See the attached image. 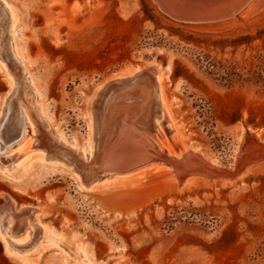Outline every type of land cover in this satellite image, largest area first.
<instances>
[{
    "label": "rangeland",
    "instance_id": "obj_1",
    "mask_svg": "<svg viewBox=\"0 0 264 264\" xmlns=\"http://www.w3.org/2000/svg\"><path fill=\"white\" fill-rule=\"evenodd\" d=\"M6 1L19 19L26 59L23 70L11 53H3L9 72L0 71L1 167L21 123L14 94L6 98L13 69L27 73L40 93L32 106L44 126L34 133L27 128L33 153L50 156L68 147L78 156L92 141L91 153L74 165L73 175L82 182L104 175L105 125L127 108L135 106L136 114H126V122L144 111L140 98L116 114L123 105L119 98L151 91L160 73L168 75V117L159 139L183 155L174 161L178 166L154 159L128 172L143 177L138 182L92 192L81 191L69 172L46 173L40 160L21 158L30 165L17 183L0 173V212L6 200L13 203L0 214L3 226L7 212L27 207L16 215L17 227L38 215L47 231L91 246L94 264H264V0L234 22L208 28L174 22L152 0ZM7 25L0 26V52L3 42H11L9 29L4 41L1 36ZM113 77L121 79L102 89ZM57 135L63 146H44ZM2 237L0 264H19ZM57 251L36 253L34 264H80L66 249L68 256Z\"/></svg>",
    "mask_w": 264,
    "mask_h": 264
},
{
    "label": "bare ground",
    "instance_id": "obj_2",
    "mask_svg": "<svg viewBox=\"0 0 264 264\" xmlns=\"http://www.w3.org/2000/svg\"><path fill=\"white\" fill-rule=\"evenodd\" d=\"M0 1L3 4V11L0 14V26H4L5 24L8 23L6 29L2 31L1 34L2 40L4 41L7 32L6 30L8 29L10 30V39H11V42H9V44H5V42H3L4 43L3 49L0 52V71L3 70L4 72H9L7 71L9 69L6 70L7 65H5V63H2L3 57H7V55L4 56L3 53L5 54L11 53V55H13V57L17 60V62L22 66V69L24 70L23 66H24V61L26 59L25 56L26 48L21 43L22 41L20 40L19 33L16 30V26L19 22V19L15 16L14 10L11 8V6L7 3L6 0H0ZM152 1L159 11L168 15L170 18H172V20H174V22L184 23V24L186 23L199 28H208L215 24L219 25L220 23L222 24L224 22L229 23L227 21L230 20L233 21L239 15L240 16L247 15L252 9L254 10L256 5L261 0H246L234 12H232L231 14L227 13L225 15L214 14V13L210 15L209 9L210 8L215 9L217 6H221L224 3L230 2L231 0H152ZM175 2H176V7L177 4L180 3L190 8H193V6L194 7L200 6L205 11L207 16L199 15V14L196 16L194 14L186 15L182 13H177L174 7L172 6V3L174 4ZM190 15H192V17ZM3 23L5 24L3 25ZM137 72H133V74L134 75L138 74L139 72L138 73ZM154 74H156L155 71ZM7 76L9 77V75ZM155 76L157 77H154V81H153L154 89L152 88V90L149 91L150 93L147 92L141 95V93L137 92V94L140 96L137 97L136 100L140 98H145L144 105L142 104L140 106V108L143 106L144 111L143 112L141 111L142 114L141 112L139 113L140 114L139 118L134 119L135 116H132L128 120V122H126L127 118L125 120H122L123 117L127 116L126 114L128 115L131 113L136 114L135 111L136 107L134 106L133 110L131 108H127V106L129 105L128 103H131L130 95H128L129 97L127 99L123 97L124 95L121 96L119 100L117 99L118 100L117 104L121 105L122 103L123 105L122 107L118 106L119 108L117 107L116 109L117 113L116 112L115 113L119 114L120 109H122V111L125 110V108L127 109L124 114L122 113L123 115L121 118L118 117L119 119L117 122L116 119H114L115 123L109 121L112 119V115H113L112 114L111 119H109L110 117L108 118L109 124L107 123V125H105L106 131L104 133V136L102 137V142L100 143L101 144L100 146L103 147V153L100 161L103 162L101 168L103 169L104 175L99 176L97 179L92 178V176L87 180H85L84 178L83 180L84 182H82L78 176L73 175L74 171L76 170L74 165L76 163L81 162V160L79 159L81 155L83 157H87V153H91L92 141L89 143L87 142L84 152L83 151L80 152L78 156L75 155V150L69 149L70 154L73 157V160H71V158L67 155V152L69 151H67L68 147L65 146L64 147L67 148L66 150L65 148L63 149L62 147V149L65 150L64 152L62 153L51 152L50 156L47 155L43 150H39V153L38 152L33 153L31 151V145L29 143L30 139L28 137L27 128L32 129V132L34 133L35 129L44 126L43 122L40 119H38L37 116H35L33 111L34 107L32 106L34 102L35 104L40 102L39 99L40 93L37 86L35 85V82L32 81L30 77H28L27 73H25V75L23 76L16 69H13L12 72L10 73L11 92L9 91L7 93L6 98L10 96V94H12V96L14 94V104L17 107V111L20 112L19 118L21 120V123L19 124V126H16V129H18L19 132L14 142L16 141L17 144L15 146L13 145L9 147V149L7 150V152L10 154L9 159L4 163L3 167L0 166V173L3 179L14 184L17 183L16 180H18L21 176L27 174L30 165V164L28 165V163L30 161L21 163V158L24 159L28 156H30V158L33 159L31 163H34L37 160L43 162L42 169L46 173L53 171L65 172V173L69 172L70 174H72L74 180L77 182L79 189L83 192H92L95 190H100L101 188L104 187L108 188L109 186L115 184H121L122 186H125V184H127V182L130 180H133V182L136 181L138 182V180L142 179L143 177L136 179L138 173L130 176L129 175L130 173L126 174L125 171L150 161L153 162L154 159L158 160V158H160L161 162L162 160H164L165 163L174 164L176 157L178 158L182 157L181 155L183 154L177 153L178 151L176 150L177 151L176 152L175 149H173L170 145H167V143L164 142L163 139L162 140L159 139V135H158L162 131L164 118L168 117V112H166V106H165V92H164L165 82L168 79V75H163L160 73L159 75H155ZM120 79L121 78H114L109 82L107 80L106 81L107 83L106 82L103 83L104 87L101 88L104 89L105 87H107V85L109 86V84L113 82H117ZM145 89L146 88H144V90ZM140 90L142 91V88H140ZM148 96L150 98V101H148L147 99ZM114 101H116V99ZM114 101L113 104L115 103ZM146 101L149 103H146ZM117 104L115 105V107L117 106ZM149 106H150V110H149ZM3 111L4 109H2V113ZM41 112L43 113L45 120L46 119L48 120L49 119L48 112L46 110L45 112L44 111ZM109 113L110 112H108V114ZM115 117L116 116H114V118ZM121 122L123 123V125L121 124ZM88 123H89V128L91 130L90 136L93 138L94 133L92 135V129H94L95 127V122L92 113L88 115ZM56 139L59 142H57ZM63 142H65V139L62 138V135L59 136L57 135L53 139L50 138L48 140V143L44 142L43 144L45 147L54 146L52 144L61 147L63 146ZM12 143L13 142H11L10 144ZM161 152H163L165 155H162ZM176 166H178V164H176ZM155 169H157V167H155ZM205 169L207 170L208 168L205 167ZM176 172L178 173V170ZM200 173H202V171H200ZM209 175L210 174H208V176ZM183 177L181 176V178ZM2 196L5 195L2 194ZM10 203L13 204L12 201H10V199L6 200V202L4 203L5 205L2 206L3 209H1L0 212L1 215L4 214L2 213L3 212L2 210H4V206H9ZM27 209H28L27 207H22L16 212L13 211V209L11 210V212H7L5 214L6 215L5 218H8V222L4 226H3V220L0 219V233L3 236L2 240L6 245L7 251L11 252L8 255L12 258L14 262L19 264H34L35 263L34 256L36 255V253L38 254L42 250L49 247H56L58 250L57 251L58 255L65 254L66 256H68L70 254L71 257H75L77 260H79L80 264H94L93 263L94 249L92 250L91 246L89 247L88 245L78 244L80 242H77L76 239L69 238L68 240L66 237H62L60 234H57L54 231H47L40 223L38 219V215L28 214L29 216L27 217L26 215L25 216L23 215L26 218L25 219L23 218L24 221H22L21 222L22 224L20 223V225L17 227L16 219L18 217L16 215H22L21 213H23V211H27ZM10 246L12 247V251ZM18 246H22L23 248L22 250H20V252L17 249ZM65 249L69 252L68 255L64 253L66 252ZM111 262L113 261H110L109 263Z\"/></svg>",
    "mask_w": 264,
    "mask_h": 264
},
{
    "label": "water",
    "instance_id": "obj_3",
    "mask_svg": "<svg viewBox=\"0 0 264 264\" xmlns=\"http://www.w3.org/2000/svg\"><path fill=\"white\" fill-rule=\"evenodd\" d=\"M246 0H231L230 2H227V3H224L223 5H221V6H217L215 9L214 8H210L209 9V12H210V15L212 14V13H214V14H223V15H225V14H227V13H232V12H234L238 7H240L242 4H243V2H245ZM172 6L174 7V9H175V11L177 12V13H182V14H186V15H188V14H194V15H206L207 16V14L205 13V11L202 9V7H200V6H197V7H194L193 6V8H190V7H188V6H184V5H182L181 3L180 4H177V7H176V2L173 4L172 3ZM192 15H190L191 17H192ZM137 76H135L134 78H136ZM123 81H125V80H123ZM123 81H120V82H123ZM114 83V82H113ZM112 84V83H111ZM110 85V84H109ZM108 86V85H107ZM106 88V87H105ZM135 98H133V99H130V102H135ZM146 121H148V120H146ZM121 124L123 125V123L121 122ZM160 158H158V160H159ZM174 161V160H173ZM136 168V167H135ZM135 168H130L129 170H126L125 172L126 173H128V172H130L131 170H133V169H135ZM101 171L103 172V169L101 168ZM104 173V172H103Z\"/></svg>",
    "mask_w": 264,
    "mask_h": 264
}]
</instances>
